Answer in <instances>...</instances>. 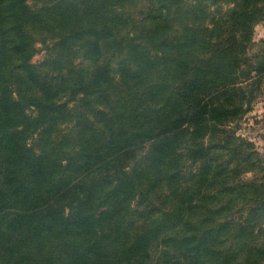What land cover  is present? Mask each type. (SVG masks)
Segmentation results:
<instances>
[{
    "label": "trees",
    "instance_id": "obj_1",
    "mask_svg": "<svg viewBox=\"0 0 264 264\" xmlns=\"http://www.w3.org/2000/svg\"><path fill=\"white\" fill-rule=\"evenodd\" d=\"M260 24L264 0H0V264H264L237 132Z\"/></svg>",
    "mask_w": 264,
    "mask_h": 264
},
{
    "label": "rangeland",
    "instance_id": "obj_2",
    "mask_svg": "<svg viewBox=\"0 0 264 264\" xmlns=\"http://www.w3.org/2000/svg\"><path fill=\"white\" fill-rule=\"evenodd\" d=\"M254 40L258 45L264 40L263 24L256 27ZM44 56L45 51H42L34 58V61L37 62L43 59ZM232 126L236 127L234 124ZM237 128L239 136L255 142L259 152L264 155V84L262 85L260 98L252 105L245 119L238 123ZM248 178H251V174L248 175Z\"/></svg>",
    "mask_w": 264,
    "mask_h": 264
}]
</instances>
